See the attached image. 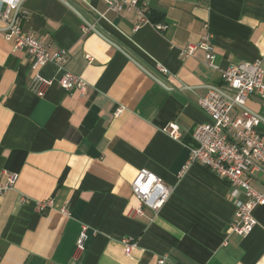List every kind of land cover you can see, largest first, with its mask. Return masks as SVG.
I'll use <instances>...</instances> for the list:
<instances>
[{
  "label": "crops",
  "instance_id": "1",
  "mask_svg": "<svg viewBox=\"0 0 264 264\" xmlns=\"http://www.w3.org/2000/svg\"><path fill=\"white\" fill-rule=\"evenodd\" d=\"M16 1L23 30L67 50V70L88 88L68 92L56 82L37 96L30 56L13 50L0 19V183L18 176L0 194V264H264V204L249 236L231 234L243 194L190 163L194 132L209 122L199 99L222 84V71L264 58V0H140L120 13L107 12L104 0ZM85 21L96 29L84 32ZM206 31L219 69L204 50L182 56ZM41 74L58 80L62 72L49 63ZM247 107L262 118L264 137V98L252 95ZM170 123L178 140L164 132ZM141 169L172 193L139 215L132 184ZM254 187L264 193V174ZM48 199L53 208L38 211ZM126 239L135 244L129 254Z\"/></svg>",
  "mask_w": 264,
  "mask_h": 264
},
{
  "label": "built area",
  "instance_id": "2",
  "mask_svg": "<svg viewBox=\"0 0 264 264\" xmlns=\"http://www.w3.org/2000/svg\"><path fill=\"white\" fill-rule=\"evenodd\" d=\"M107 12L120 13L125 9H139L140 0H104ZM5 8H0V19L5 23L3 30L6 40L11 42L14 51H24L30 56L31 69L36 73L32 78L30 89L37 96L43 97L57 82L64 90L77 91L85 94L87 82L68 71L69 62L67 50L52 51L49 45L39 37L30 35L23 30L26 13L21 11V3L16 0H3ZM141 12V11H140ZM143 13L141 12V17ZM102 17L105 14L101 15ZM144 20V18H142ZM84 32L96 29L94 24L85 21ZM160 28H163L160 26ZM212 34L208 31L199 43L188 44L182 50V56L189 58L199 49L206 52L207 64L219 69L215 64V52L211 45ZM87 60L93 58L86 56ZM52 63L62 72L58 80L49 79L41 74V69ZM155 70L161 76H168L169 70L162 64H156ZM222 84L213 86L206 96L198 101L199 108L209 117V122L198 126L194 138L198 143L193 150L190 163H199L207 167L235 190L241 191L243 200L238 201L233 221L230 225L231 234L245 238L249 236L258 221L254 215L255 209L264 204V193L256 190V178L264 174V137L259 132L262 118L247 107L249 98L258 95L264 98V58L259 61L243 62L232 65L221 72ZM122 109L116 112L121 113ZM239 111L235 115V112ZM172 139L180 138V127L170 123L164 128ZM18 176L7 175L5 182L0 183V194L11 190ZM134 195L140 200V207L134 209L135 214H143L147 206L155 211L162 208L169 200L172 190L164 181L150 172L141 169L132 184ZM54 200L36 202V208L44 212L53 208ZM64 214H69L63 208ZM88 228L83 230L77 240V250L83 252L88 241ZM126 252L129 254L134 247L130 239L124 240ZM164 264V260L160 261Z\"/></svg>",
  "mask_w": 264,
  "mask_h": 264
}]
</instances>
